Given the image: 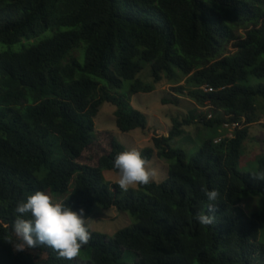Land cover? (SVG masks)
<instances>
[{
	"label": "trees",
	"instance_id": "1",
	"mask_svg": "<svg viewBox=\"0 0 264 264\" xmlns=\"http://www.w3.org/2000/svg\"><path fill=\"white\" fill-rule=\"evenodd\" d=\"M145 64L151 84L137 77ZM251 78L264 79V0H0V264H79L44 245L14 250L15 206L36 190L85 213L99 205L134 218L112 235L90 229L83 264H264V179L256 178L264 156L255 171L238 169L264 101V84L251 86ZM162 79L174 92L162 103L186 96L210 105L212 116L172 118L168 134L140 153L145 163L154 153L169 161L166 179L122 191L103 175L118 172L113 157L127 150L120 141L111 136L95 165L80 161L94 116L108 102L120 131L146 127L129 96ZM196 118L206 127L243 126L215 142L217 129L188 158L170 141ZM202 187L218 192L207 226L194 219L207 213ZM248 195L261 196L260 210L241 207ZM124 250L136 258L122 261Z\"/></svg>",
	"mask_w": 264,
	"mask_h": 264
},
{
	"label": "rangeland",
	"instance_id": "2",
	"mask_svg": "<svg viewBox=\"0 0 264 264\" xmlns=\"http://www.w3.org/2000/svg\"><path fill=\"white\" fill-rule=\"evenodd\" d=\"M242 32V31H241ZM230 49L233 50L232 47ZM80 48L73 51L74 55H78ZM137 77L145 84L153 83L150 65L145 64L144 68L138 73ZM131 82L129 80L123 81L122 94H126ZM251 86L263 85L264 79L251 78L248 81ZM173 86V85H172ZM174 92L171 90V84L162 79L159 81L155 88L150 92H139L131 97V101L134 107L143 111L147 118V125L145 128H136L129 132H122L116 127L114 109L115 106L111 103L104 102L94 116V138L91 145L82 153L80 161L85 164L95 165L97 158L104 152L109 150L110 138L113 136L120 141L126 149H135L141 151V149L152 143V137L154 135H166L172 126V118L177 117L182 119L189 115L191 111L194 114L202 113L203 115L211 118L208 107L197 108L194 101L186 96H180L176 104H164L162 98H171ZM257 113L260 117L259 122L251 124L247 137V143L241 159L239 160L238 169L242 172H253L256 169V159L264 156V101L260 100L256 102ZM207 114H206V113ZM185 132L181 136L171 139L170 145L175 148L184 150L188 158L194 156L204 139L212 138L218 132L219 129H223L222 126L206 127L202 123L195 122L184 126ZM226 132V131H225ZM248 139H250L248 141ZM154 156L146 163V166L155 171L156 175L152 179L154 182L164 181L168 174V163L162 158ZM104 177L106 181L114 183V180L118 177V172L113 170H104ZM129 188L138 189V185L131 186ZM73 192V188L63 194V197L70 195ZM49 195L54 199L50 191ZM241 207L248 213L251 211H258L261 207L260 195H249L245 198L244 204ZM87 219L86 224L92 231H97L106 235H112L117 229L131 225L134 222V218L127 212H122L115 207L102 208L99 205H95L90 213H85ZM258 242L264 243V221L259 225ZM17 241L15 242V244ZM14 244V245H15ZM136 253L129 250H124L122 261H133L136 258ZM74 260L79 264L87 262V258L83 254H78L74 257Z\"/></svg>",
	"mask_w": 264,
	"mask_h": 264
},
{
	"label": "clouds",
	"instance_id": "3",
	"mask_svg": "<svg viewBox=\"0 0 264 264\" xmlns=\"http://www.w3.org/2000/svg\"><path fill=\"white\" fill-rule=\"evenodd\" d=\"M241 31L243 32V30ZM135 94L129 96V101L133 108L141 111L134 107L131 101V97ZM203 107H208L209 111L207 113L212 116V107L210 105ZM199 108L200 106H197L196 109ZM198 119L196 118V122H198ZM259 120L260 117L257 122ZM242 121H244V118H242ZM251 124H249V128ZM242 126L237 122H224L222 124L223 129H219L222 135L216 136L214 141H219L221 136L231 137L234 128ZM152 146L153 142L145 147ZM141 151L128 149L117 153L113 157L112 166L118 170V177L114 180V183L120 190L127 191L131 186L146 185L155 177V171L146 166L145 160L140 154ZM256 178L264 179V173H257ZM201 191L209 202L207 213H196L194 219L199 225L207 226L213 221V215L209 213L213 212V202L217 200L218 192L215 189L209 190L204 187L201 188ZM241 204H244V201ZM14 214L16 218L12 222L11 231L17 241L13 245L15 251H23L37 245H44L56 252L59 258L71 261L79 254L81 248L89 242L90 228L85 222L87 219L85 209L83 207L74 209L68 203L52 198L46 191L36 190L27 195L22 201L17 202Z\"/></svg>",
	"mask_w": 264,
	"mask_h": 264
},
{
	"label": "crops",
	"instance_id": "4",
	"mask_svg": "<svg viewBox=\"0 0 264 264\" xmlns=\"http://www.w3.org/2000/svg\"><path fill=\"white\" fill-rule=\"evenodd\" d=\"M134 105V104H133Z\"/></svg>",
	"mask_w": 264,
	"mask_h": 264
}]
</instances>
